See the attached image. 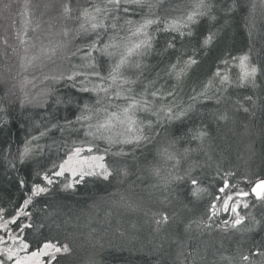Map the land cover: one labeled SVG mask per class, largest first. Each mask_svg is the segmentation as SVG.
<instances>
[{"label":"trees","instance_id":"obj_1","mask_svg":"<svg viewBox=\"0 0 264 264\" xmlns=\"http://www.w3.org/2000/svg\"><path fill=\"white\" fill-rule=\"evenodd\" d=\"M58 1L64 3V0ZM58 1L51 6L53 0H35L42 11L60 6ZM190 2L163 0L161 11L169 9L170 15H180ZM211 2L215 20L202 18L195 26L193 37L181 41L176 36L177 48L189 54L195 48L199 61L191 67L177 89V99L185 105L190 103L194 89L200 91L221 59L249 53L254 63L264 64L262 0ZM45 5L49 7L45 8ZM12 8V0H0V205L5 207L19 204L23 199L18 178L22 177L30 184L37 170L64 156L65 141L83 139L85 131L79 128L77 132L62 133L51 129L39 141H33L41 146L35 158L23 165L19 163L18 150H22L26 139L31 140L32 136L50 128L52 123L63 124L65 118L75 120L78 112L75 107L56 103L57 97L77 94L67 82L47 81L41 88L38 102L25 100L21 80L18 82L22 74L19 73L20 51L13 52L17 47L9 44L13 42ZM66 23L68 27H74L72 21ZM59 24L62 26L64 22ZM209 31L216 33L213 43L201 48L200 42ZM174 35L157 34L152 54L145 60L150 70L135 86L137 92L143 89L147 80H156V86L163 85L166 90L176 85L174 78L164 74L167 64L174 59V53L170 50L161 55ZM5 39L7 44L3 42ZM100 66L103 70V59ZM46 88H51L47 97L42 94V89ZM80 96L86 103L94 100L92 94ZM216 96H223L219 104ZM216 96L197 102L182 119L157 127L159 135L152 144L141 146L134 152L131 146H125V151L130 152L128 156L109 155L107 162L116 169L126 168L127 176L114 173L108 180L86 177L75 191H61L57 186L47 197L38 198L32 206L33 221L43 222L44 236L68 243L72 249L70 254L58 256L60 264H193V259L196 264H222L221 255L234 253L238 245L246 249L253 239L264 236V229L248 234L197 228L193 222L206 218L210 200L192 198L187 178L164 189L151 173L153 166H160L162 174L168 172L171 163L166 164L157 153L161 146L174 143V150L180 154L184 149L191 151L187 157L181 156L173 175H183L190 165L195 164L192 175L210 186L213 192L221 184L216 176L218 166L221 172L236 173L233 182L245 176L253 181L264 178V76L258 75L256 87H232ZM246 96H251L252 101L244 100ZM238 99L249 108L248 112L236 106ZM225 111L230 118L227 121L217 119L218 114ZM201 127L209 134L203 145L191 138L193 130ZM99 144L102 150L105 145L103 142ZM10 161L16 163L15 169L10 167ZM240 186L247 190L248 185L241 183ZM246 211H251L258 219L264 218V205L256 204L249 210H242V214ZM160 213H167L169 221L158 227L155 219ZM227 216L222 213L219 219ZM26 236L30 238V230H26Z\"/></svg>","mask_w":264,"mask_h":264},{"label":"snow or ice","instance_id":"obj_2","mask_svg":"<svg viewBox=\"0 0 264 264\" xmlns=\"http://www.w3.org/2000/svg\"><path fill=\"white\" fill-rule=\"evenodd\" d=\"M162 4L163 0H64L56 17L64 24L54 32L52 19L44 28L41 20L34 18L30 0H25L21 13L23 30L16 33L23 53L19 66L27 72L38 65L51 64L52 71L44 76V80L67 82L77 92L67 98L57 97L56 103L75 107L78 114L75 120L65 118L63 124L52 123L50 128L32 136L31 140L26 139L22 150H18L17 159L21 165L34 159L41 146L33 141H39L51 129L62 133L77 132L79 128L85 131L83 139L65 141L64 156L37 170L30 184L22 177L18 178V186L23 191L19 204L0 205V264H60L58 256L70 254L72 249L68 243L44 236L43 222L33 221L32 206L38 198L47 197L57 186L61 191H75L86 177L108 180L114 173L127 176L126 168L116 169L107 162L109 155L128 156L130 152L125 151V146H131L134 152L141 146L152 144L159 135L157 127L187 116L197 102L211 99L217 93H226L232 87H256L258 75L264 76V64L254 63L249 53L225 57L202 84L200 91L193 90L190 103L185 105L179 101L177 89L191 67L199 61L195 48L190 54L177 48L176 36L181 41L185 37H193L195 26L202 18L215 20L212 14L214 5L211 0H191L182 14L170 15L169 9L161 11ZM68 21H72L74 27H68ZM30 30L44 33L39 37V43L29 35ZM160 32L176 34L161 53L165 55L170 50L174 53V59L167 64L164 74L174 78L176 85L166 90L163 85L157 87L156 80H147L143 89L137 92L135 86L150 70L145 60L152 54ZM215 36L216 33L209 31L200 42L201 48L209 47ZM3 42L8 43L6 39ZM13 52L17 49L13 48ZM101 59L104 60L103 70ZM50 92L51 88L42 89L45 97ZM86 93L94 96L91 103L81 99L80 94ZM221 99L223 96H216V103L219 104ZM244 100L252 101V97L246 96ZM235 104L244 112L249 111L239 99ZM229 118L227 111L217 116L223 121ZM208 135L201 127L193 130L191 138L203 145ZM99 142L105 145L102 150ZM174 149V143L158 149V156L166 164L171 163L168 172L162 174L160 166H153L151 173L164 189L187 178L192 198L210 200L206 218L193 222L197 228L209 231L219 228L225 232L248 234L264 229V218L258 219L251 211L242 214V210H249L256 204L264 205V178L253 181L245 176L233 182L236 173L221 172L218 166L216 176L221 184L213 192L210 186L192 175L195 164L190 165L183 175H173L180 165L181 156L187 157L191 151L184 149L180 154ZM9 163L10 167L16 168L15 162ZM241 183L248 185L247 190L240 186ZM222 213L230 215L220 220ZM168 221L167 213H160L155 219L158 227ZM26 230H30V238L26 236ZM220 260L222 264H264V236L259 240L253 239L246 249L238 245L234 253L221 255ZM193 264H196L195 259Z\"/></svg>","mask_w":264,"mask_h":264},{"label":"rangeland","instance_id":"obj_3","mask_svg":"<svg viewBox=\"0 0 264 264\" xmlns=\"http://www.w3.org/2000/svg\"><path fill=\"white\" fill-rule=\"evenodd\" d=\"M58 0H53L51 3V6L56 3ZM13 7L10 10V17L12 18V28H13V42L9 43L12 45V47H17V50L20 52L18 53L19 58L21 57L22 53V47L20 46L19 40L16 38V33L18 31L23 30V19L24 17L21 15V13L24 11V3L25 0H12ZM264 3V0H262ZM58 4L61 6L62 4L58 1ZM38 5V7H37ZM50 6V7H51ZM60 6H57L55 9H47L45 11L39 10V8H42L40 4L36 3L35 0H30V10L33 13L34 18H39L41 20L42 26L44 28H47V21L51 18L52 23L54 25L53 31H58L61 27L59 24L60 22H63L62 20H57L56 17L59 15V9ZM41 13H43V16H41ZM11 24V23H10ZM10 26V25H9ZM6 29V28H5ZM29 35L37 41H39V37H42L44 35L43 32H32L29 31ZM52 71V65L51 64H44V65H38L37 67L29 69L27 72L23 71L19 67V73H22L19 75V80H21V90L23 91V94L25 95V100L33 102L39 101V96L41 92V88L44 87V83L47 81L44 80V76L46 74H49ZM67 175V174H66ZM230 215V213H228Z\"/></svg>","mask_w":264,"mask_h":264}]
</instances>
